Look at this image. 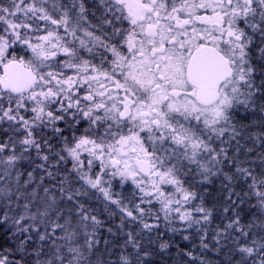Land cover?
<instances>
[{
	"label": "snow or ice",
	"instance_id": "snow-or-ice-1",
	"mask_svg": "<svg viewBox=\"0 0 264 264\" xmlns=\"http://www.w3.org/2000/svg\"><path fill=\"white\" fill-rule=\"evenodd\" d=\"M93 6L0 0V228L16 242L0 264H146L153 244L172 246L162 227L195 228L198 254L176 245L193 264H220L207 251L264 264V0ZM214 177L232 215L208 240L213 209L195 186ZM93 190L102 209L82 202ZM102 214H119L123 242L101 250Z\"/></svg>",
	"mask_w": 264,
	"mask_h": 264
},
{
	"label": "trees",
	"instance_id": "trees-1",
	"mask_svg": "<svg viewBox=\"0 0 264 264\" xmlns=\"http://www.w3.org/2000/svg\"><path fill=\"white\" fill-rule=\"evenodd\" d=\"M241 143H244L243 141ZM249 146H251L249 144ZM255 155V153H253ZM243 158V157H241ZM225 171H231V169H225ZM222 177H217L211 180V183L208 185H198L195 186V190L203 195L205 204L208 208L213 209V218H212V224L210 226L209 236L208 240H211V230L214 229L217 225L223 226L224 223L227 222V219L231 217L232 212L231 210L229 213L225 214L223 212V208L227 206L226 196H227V189L222 187ZM235 192H241L244 189L243 184H236L233 186ZM206 189V191H205ZM233 199H236L235 196H233ZM254 201H249L248 203H253ZM115 210V209H113ZM237 212L240 213V215L244 218L245 221H247L249 217V211H248V204H245L244 206H241L237 209ZM101 219H104L106 221L104 229H101L100 236H101V250L103 249V239L107 238L110 241H113V244H120L123 242V237L120 235L119 230L116 228V225L119 224V214L116 216H113L111 218H108L106 214H102ZM180 222L177 221L174 226L181 227L178 225ZM139 224L131 226L132 230H136L139 228ZM107 227H112L113 232L116 234L115 239H113V236L110 235L105 229ZM161 231L164 232V239L169 240L171 243V247L161 252L156 244H153L151 246V250H153V255L150 257L149 260H151V263L146 264H193V261L191 258L185 256V255H177V247L176 245H179V248L182 250H191L194 254H198L200 252L199 248V237L196 234L195 228L188 230L186 233H172L170 231H167L162 227ZM6 230L3 228H0V244H5V241H7V244L5 246H12V244L16 243L15 241L9 239L6 234ZM188 234L190 235L189 240H184L182 238L183 235ZM112 246V245H110ZM31 247V245L29 246ZM231 247V245H229ZM206 256L210 260L219 261L220 264H226V261L223 258V252L220 254H217L212 251H207ZM111 259L115 260L116 256L113 255ZM236 259H239L238 255H234L233 257V264ZM196 264H199L197 261Z\"/></svg>",
	"mask_w": 264,
	"mask_h": 264
},
{
	"label": "rangeland",
	"instance_id": "rangeland-1",
	"mask_svg": "<svg viewBox=\"0 0 264 264\" xmlns=\"http://www.w3.org/2000/svg\"><path fill=\"white\" fill-rule=\"evenodd\" d=\"M258 80H259V77L257 78ZM95 170V169H94ZM214 178H217V177H214ZM214 178H212V179H214ZM191 179V178H190ZM196 180H199L200 178L199 177H196L195 178ZM211 179V180H212ZM211 183V181L209 182V181H206V182H204L203 183V185H208V184H210ZM78 186V185H77ZM133 187L134 186H132L131 185V182H128L127 184H125L122 188L114 181L113 182V188H112V190L114 191V192H121L122 194H123V196L124 197H126V198H128V197H130V194H131V192H132V190H133ZM166 191H171V186H167L166 187V189H165ZM42 194V193H41ZM96 193H95V190H93L92 192H90L89 193V196L84 200V201H82V202H85V203H87L89 206H91V207H93V208H96V209H102V204H103V201H102V199H100V200H98V199H96ZM159 207V205L157 204V205H155V208H158ZM155 208H154V210H155ZM149 222H152V221H149ZM213 222V221H212ZM212 222H211V224H212ZM178 225H180V226H182V224H181V222L178 224ZM211 226V225H210ZM140 227V226H139ZM152 255H153V250H152ZM152 255L150 256V257H152ZM150 257H148L149 259H150ZM146 259V263H151V260H149V259Z\"/></svg>",
	"mask_w": 264,
	"mask_h": 264
},
{
	"label": "flooded vegetation",
	"instance_id": "flooded-vegetation-1",
	"mask_svg": "<svg viewBox=\"0 0 264 264\" xmlns=\"http://www.w3.org/2000/svg\"><path fill=\"white\" fill-rule=\"evenodd\" d=\"M5 2H6V0H5ZM85 3H86V5L89 7L90 10H95V8H94V6H93V0H85ZM96 14H97V16H98V15H99V11H97ZM89 18L92 19L91 16H90ZM93 22H95V21H93ZM121 26H122V27H128V22L125 21L124 24L121 25ZM22 48H23V46H17V47H16L17 55H18V56H19V55H24V56H25V59H27V58H28V55H30V53H28V55H25L24 51H22ZM10 51H11V49H10ZM254 56H255V61H254V62L257 63V64L261 63L258 53H254ZM60 58H63V57H60ZM0 74H2V68H0ZM60 126H61V127H64L62 124H61ZM5 127H6V126H5ZM48 134L51 135V132L49 131ZM77 134H79V129L77 130ZM64 135H70L69 131L66 130L65 133H64ZM4 138H5V134H4L2 131H0V139H4ZM52 143H53L54 145H56V144H57V141H56L55 139H53V140H52ZM57 146H58V145H57ZM36 163H40V161L37 159ZM67 166L70 167V163H69ZM24 168H25V170H27V171H31V170H32V168L29 167L27 163H25ZM42 174H43V173H42L41 170H39V169H37L36 172L34 173V175H35L37 178H38L40 175H42ZM44 183H45V185H48V184H49V180H48V179H45Z\"/></svg>",
	"mask_w": 264,
	"mask_h": 264
}]
</instances>
